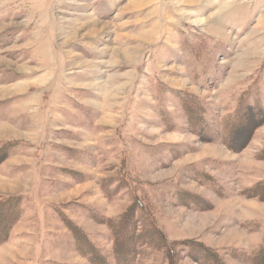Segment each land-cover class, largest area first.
<instances>
[{
    "label": "rangeland",
    "instance_id": "rangeland-1",
    "mask_svg": "<svg viewBox=\"0 0 264 264\" xmlns=\"http://www.w3.org/2000/svg\"><path fill=\"white\" fill-rule=\"evenodd\" d=\"M0 228V264H253L264 0H0Z\"/></svg>",
    "mask_w": 264,
    "mask_h": 264
},
{
    "label": "trees",
    "instance_id": "trees-1",
    "mask_svg": "<svg viewBox=\"0 0 264 264\" xmlns=\"http://www.w3.org/2000/svg\"><path fill=\"white\" fill-rule=\"evenodd\" d=\"M258 113L260 114L261 112L258 111ZM262 120L263 118L260 120V122ZM259 123L257 124L252 123L249 117L247 121L245 119V121L242 122V124L238 125L237 127H233L232 132H231L232 141L229 140L226 143L228 148H231V143L235 142V136L237 137V136L243 135L244 140L247 142L248 139L252 136L253 131L258 127V125H260ZM246 142L244 143V145L246 144ZM2 229L4 228L2 227ZM2 229L0 228V232L2 231ZM120 231H124L123 228H120ZM162 243L165 246V248H167V252L172 253L170 247L173 243L168 242L166 239L163 240ZM182 245L189 249L188 255L191 256L194 260L196 259L195 262H197L198 264H221L220 263L221 261L218 262L219 259L216 257V255L212 251H209L207 248H205L203 245H200L194 242H185ZM131 252H133V250ZM127 254L129 255V253ZM129 256L123 259L121 263L129 264L130 262ZM253 264H264V245H262L260 249L258 250V252L256 253L253 259Z\"/></svg>",
    "mask_w": 264,
    "mask_h": 264
},
{
    "label": "crops",
    "instance_id": "crops-1",
    "mask_svg": "<svg viewBox=\"0 0 264 264\" xmlns=\"http://www.w3.org/2000/svg\"><path fill=\"white\" fill-rule=\"evenodd\" d=\"M257 243H259V242H257Z\"/></svg>",
    "mask_w": 264,
    "mask_h": 264
}]
</instances>
